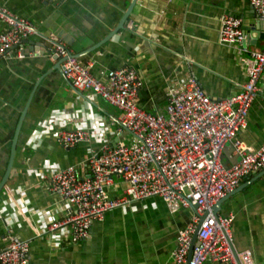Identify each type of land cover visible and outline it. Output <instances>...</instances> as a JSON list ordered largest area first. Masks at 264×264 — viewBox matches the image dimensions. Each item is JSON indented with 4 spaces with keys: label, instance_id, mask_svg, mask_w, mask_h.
Here are the masks:
<instances>
[{
    "label": "crops",
    "instance_id": "crops-1",
    "mask_svg": "<svg viewBox=\"0 0 264 264\" xmlns=\"http://www.w3.org/2000/svg\"><path fill=\"white\" fill-rule=\"evenodd\" d=\"M132 2L0 0L15 15L29 18L37 30L26 44L25 59L18 60L14 53L0 60V187L4 185L0 251L12 233L30 242V264H175L172 254L193 210L172 214L160 198L136 203L135 209L109 212L103 222L94 223L90 237L78 244L64 241L55 246L49 239L36 237L49 222L66 216V203L50 189L52 173L74 167L81 177L87 176L91 156L109 143L130 138L127 133L118 134L119 109L90 91L75 89L55 70L58 60L48 55L49 36L56 35L72 55H81L79 62L89 66L97 78L112 70L134 68L143 84L140 107L160 114L166 112L169 87L190 72L213 99L241 91L247 79L241 63L245 54L219 42L223 15L242 17L249 48L264 49V27L252 30L258 18L250 0H138L125 28L86 54L116 29ZM258 88L248 127L238 135L255 148L264 144V71ZM69 130L88 131L93 137L67 150L55 135ZM15 138L12 178L3 184ZM237 160L229 144L223 161L232 165ZM249 181L222 204L220 215L234 217V250H249L257 264H264V169L240 186ZM124 189V180L116 176L108 193L117 198Z\"/></svg>",
    "mask_w": 264,
    "mask_h": 264
},
{
    "label": "built area",
    "instance_id": "built-area-1",
    "mask_svg": "<svg viewBox=\"0 0 264 264\" xmlns=\"http://www.w3.org/2000/svg\"><path fill=\"white\" fill-rule=\"evenodd\" d=\"M250 3L257 18L264 21V0ZM0 23L4 25L0 29V60L13 57L14 53L18 60L25 59L26 41L37 34L34 23L2 5ZM243 23L242 17L225 14L219 32L222 45L245 54L241 63L247 79L241 91L232 97L213 99L195 73L190 72L169 87L165 114L140 107L143 84L134 68L112 70L97 78L56 35L46 39L50 56L64 60L62 73L75 89L90 91L120 110L118 134L127 133L130 138L109 143L91 156L87 160V176L81 177L74 167L52 173L50 189L66 203V216L62 221L49 222L37 238L49 239L55 246L64 241L78 244L90 237L94 223L103 222L109 212L135 209L136 203L160 198L172 214L193 210L191 221L179 233L172 254L175 264H257L251 251H234V217L213 212L220 200L264 169V144L255 148L238 137L248 127L264 71V49L249 48ZM187 61L190 66L192 62ZM92 137L88 131L69 130L58 132L55 140L69 150L90 142ZM229 144L238 157L232 165L223 161ZM116 176L124 180L125 189L120 197L112 198L108 188L114 185ZM5 190L9 193L7 186ZM206 213L189 261L193 237ZM29 253L30 242L10 233L7 247L0 251V264H30Z\"/></svg>",
    "mask_w": 264,
    "mask_h": 264
},
{
    "label": "water",
    "instance_id": "water-1",
    "mask_svg": "<svg viewBox=\"0 0 264 264\" xmlns=\"http://www.w3.org/2000/svg\"><path fill=\"white\" fill-rule=\"evenodd\" d=\"M138 3V0H133L132 4L130 5V7L128 8L127 12H125L123 18L121 19L119 25L116 27V29L111 32L104 40H102L100 43L96 44L94 47H92L90 50H88L86 52V54H89L90 52H93L95 51L96 49H98L100 46H102L104 43H106L109 39H111L114 35H116L120 30L124 29L125 28V24L127 22V19L128 17L131 15L132 11H133V8L135 7V5ZM258 24H256L252 30L253 31H258V30H261L262 29V26L264 27V21L258 19ZM29 41H26V44L28 43ZM249 42V40H248ZM249 45V44H248ZM33 50H35V48H33ZM36 51H37V48H36ZM43 55V54H42ZM48 55L50 56V53H48ZM55 60H58V66L55 68V70H58V71H61L62 72V63H63V59H60L58 58L57 56L55 55H52ZM73 57L75 58H80L82 57L81 55H72ZM21 126H19L18 129H20ZM17 129V130H18ZM16 145H17V138L14 139L13 141V150H12V156H11V159H10V163H9V167H8V171H7V174L5 176V179H4V182L3 184H5L10 178H12V172H13V165H14V159H15V149H16ZM256 179V178H255ZM253 181V180H252ZM252 181H249L247 184H244L240 187H238L236 190H234L233 192H231L230 194H228L224 199L220 200L213 208V212L216 214V215H219L221 210H222V204L227 200L229 199L232 195H234L236 192H238L240 189L244 188L246 185H249ZM3 186L2 185L0 187V192L1 190L3 189ZM197 206H194L193 209H196ZM208 214L206 213L204 216L201 217V221L198 225V229H197V232L195 233L194 237H193V243H192V247H191V250H190V254H189V261L191 259V256H192V251H193V247L195 245V242H196V239H197V235H198V232L201 228V225L203 223V221L207 218ZM235 251V250H234Z\"/></svg>",
    "mask_w": 264,
    "mask_h": 264
}]
</instances>
